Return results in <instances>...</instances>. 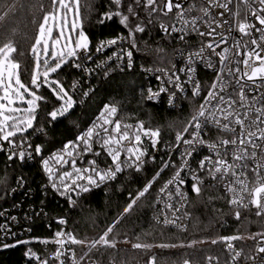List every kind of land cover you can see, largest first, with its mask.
<instances>
[{"label": "snow or ice", "instance_id": "6c2138e0", "mask_svg": "<svg viewBox=\"0 0 264 264\" xmlns=\"http://www.w3.org/2000/svg\"><path fill=\"white\" fill-rule=\"evenodd\" d=\"M246 6V10L242 13L239 3L236 4V10L233 11L230 5L234 0H205L204 5L199 8L201 15L188 16L187 12L192 11L191 8L184 9L182 4L174 2V0H147V7L151 12H161L167 16L173 13V10H178L175 13L177 23L180 27L171 26V32H181L187 35L189 32H195L200 37H208L209 39L202 43L199 51L195 54L200 60L206 62L208 68L216 67L212 62V56H216L219 64V69L216 72V77L211 83L207 95L203 97L199 107L195 110L188 123L184 126L182 132L176 134V146L179 147L182 143L185 146V152L182 154V159L185 163L175 172L173 178L169 180L161 189L165 192L169 185H177V195L183 198L180 192L179 185H183L186 181L181 178V172L188 167L186 157H191L199 146L205 145L212 152V155L205 156L199 161L198 171L207 172L212 179L224 182L225 191L231 194L228 203L236 208L235 216L240 218V209L255 208V215L264 216V93L259 92L260 87H264V0H258L259 10L253 9L254 0H240ZM116 5L121 3V0H114ZM6 10L0 14V35L6 37L5 42L0 43V151H5L4 144L8 145V159H19L24 161L26 156L42 154V147L28 143L26 139H17L22 137L24 133L32 130L44 131L43 127L37 129L36 122L38 120V112L42 102H47V98L39 94L41 88H48L57 99L59 106L47 113L51 121L57 120L58 117H64L75 106V100L70 94L69 89L64 87V84L56 79L53 74L58 73L69 60L74 61L73 67L82 68V62L85 59L91 60L89 52V40L82 30L81 18V0H49V6L46 8L44 4L39 5V10L42 16L39 20L33 17L32 22L36 25L34 40L30 45L28 56L31 58V75L30 83L25 84L21 76L28 72L29 68L21 63L14 54L18 53L17 43L14 39L16 29H9L11 14L16 10V5H5ZM23 7V5H21ZM213 8H222L230 13L233 17L229 21L225 17V12H219L217 19L212 12ZM131 11V9H129ZM113 15L121 16L119 11L115 13L105 14L107 19H111ZM249 16L253 17L256 23L249 21ZM128 16L124 15L121 18V24H127ZM151 22V21H150ZM103 23V19H101ZM201 24L206 28V31H201ZM233 24L235 27H233ZM228 25L227 34L217 32L218 28H224ZM161 28L165 32H169V27L161 24ZM144 27L137 25L133 32H144ZM232 31H238L243 37H249L248 40L237 38L233 40L230 47L227 45L229 35ZM253 31L261 33L256 38L253 37ZM56 33V35H54ZM219 37L217 40L216 38ZM184 39L182 35L180 37ZM108 45L117 43L115 39L109 40ZM135 47V41H132ZM103 45L97 48V51L102 50ZM221 48L220 52L216 50ZM157 51L163 52V49ZM207 51V56L205 52ZM81 53H84L82 56ZM18 55L23 56V52ZM128 67L131 68L132 51H127ZM111 59V57L109 58ZM193 59L192 56L189 57ZM78 61V62H77ZM158 71L167 74L166 69H158ZM188 73V81L192 82L193 97L200 96L201 85L199 81H194L192 73L195 68L191 65L187 69H181ZM160 79V77H157ZM260 81L258 85L256 82ZM247 82H251L254 91L251 95L246 91ZM166 83L174 86L175 89L183 92L184 88L181 84L180 77L172 73L169 75ZM75 87V85L73 86ZM231 88V92L229 89ZM168 89L160 87L158 91L148 89V99L153 100L161 93L167 92ZM85 96L88 93H84ZM176 93L171 94L170 103L175 98ZM118 112L117 107L113 105H104L103 110L99 113L98 123L93 128H89L85 135L80 136L77 140L83 144V154L92 151L94 142L100 143L102 149L106 150L107 155L111 158L112 166L107 169H100L95 160L88 162L89 167H76V160H71L73 171H64L59 174L58 180L53 179V170L49 167V160H43L44 170L49 173L51 187L60 192V195H68L73 192L79 195L81 192H88V186L79 184L78 181H86V184L91 186H99L100 183L109 180H115L117 175L127 168H134L140 171L145 161L142 159L147 155V150L142 145L141 132L143 136L151 139L152 147L155 148L160 135L159 130L144 129L143 123L139 122L133 126L130 124H122L119 119H113ZM214 126L218 131L230 133L231 138H221L216 142H206L203 139L202 133L209 126ZM192 129V131H189ZM187 134L190 138H185ZM80 144L64 145V152L68 157L74 155V151L78 150ZM73 148V151H69ZM26 150H31L26 151ZM96 156L100 152L95 153ZM122 156L124 159L122 160ZM152 159H155L154 157ZM55 160L58 164L68 163L62 155H56ZM165 163L164 167H168ZM163 171V168L161 169ZM192 171V179L195 181L192 185V190L199 194L201 191L200 185L202 180L196 171ZM75 173V175H74ZM251 174V175H249ZM159 176V173H157ZM70 178L71 184L66 183L65 179ZM155 179V178H154ZM152 182L144 188L138 196L124 209L125 213L129 212L133 205L141 196L148 192ZM62 186V190H61ZM171 195V193H169ZM71 200V197L69 196ZM74 204L75 201L71 200ZM172 211L171 204L166 206ZM60 224H65L66 221L61 219ZM163 223H175L164 219ZM113 226H109L103 234L97 239L91 241L77 239L71 233L57 231L55 239L51 242L58 245L52 259L59 260L60 264L64 261L60 258L65 254L61 249L68 242L71 244L82 245L87 248L84 253L88 255L92 249L99 250L100 247L115 248L116 241L109 239V234L113 231ZM66 237V239H65ZM257 237L259 239L257 240ZM257 240L255 247L256 255L246 257L253 264H264V232L248 237ZM245 239L244 236L232 235L222 237L221 241L226 244L227 251L231 254L230 259L232 264H237L239 258L243 255V250H236L234 241ZM43 243H49V240H43ZM127 243V241H125ZM213 244L217 240L211 241ZM17 243H28V241H17ZM196 242L188 246H193ZM10 245L5 244L4 247ZM15 246V245H11ZM160 247H169L170 245L162 244ZM175 247V245H171ZM133 248L147 249L152 245L134 243ZM67 251V249L65 250ZM29 255L34 257L38 264H49L48 260L41 259L35 253L29 250ZM73 264H76L75 252L71 253ZM81 260L83 257L80 258ZM218 258L208 257L209 264ZM150 264H156L155 257L150 261ZM184 264H189L187 260Z\"/></svg>", "mask_w": 264, "mask_h": 264}, {"label": "trees", "instance_id": "16d2710c", "mask_svg": "<svg viewBox=\"0 0 264 264\" xmlns=\"http://www.w3.org/2000/svg\"><path fill=\"white\" fill-rule=\"evenodd\" d=\"M41 3L46 8L49 6V0H0V14L6 10V4L16 5V10L11 14L9 29H16L14 39L18 53H24L23 56L18 53L14 55L29 68L21 76L27 84L30 83L32 63L28 51L36 32V25L32 20L34 16L37 20L41 18ZM80 11L83 31L89 39V45H95L102 38L127 34L131 44L135 41V47L133 44L132 47L142 64L153 68H169L172 65L177 45L158 28V24L164 21V16L159 11L145 13L143 0H121L119 5L114 0H81ZM116 11L121 16L106 18L105 14ZM124 15L128 16V21L136 20L132 29L140 25L144 27V32H133L127 25L121 24ZM5 39L4 35H0V43L5 42ZM158 49H163V52L157 51ZM53 76L69 89L76 102L74 108L64 117L51 121L47 113L57 108L60 102L50 89L41 88L40 93L47 98V102L40 105L36 125L37 129L42 126L44 131L29 130L22 137H17L33 139L35 145L43 148L44 156L62 150L65 144L75 142L79 132L97 119L106 104L119 106L122 120L137 124L142 122L144 127L160 129L164 141L171 140L176 132L181 131L195 110L190 102L175 110L148 102L145 96L146 77L141 70L114 71L108 76L92 75L88 79L72 67L70 60ZM76 84L80 88L73 93L72 88ZM87 90L89 93L85 96ZM105 161V164L110 162L107 159ZM157 169L158 165L154 162L140 171L123 172L112 182L84 193L79 205L71 209L49 189L44 190V178L38 161L22 163L19 159L9 160L6 153L0 151V224L2 209L18 199V196L11 194V189L20 176L27 187H32L37 192L34 205L44 209V213L33 221L34 229L27 238L51 236V230L44 224L58 215L70 217V227L80 240L97 239L109 226L114 225L109 239L116 241V247H100L99 250L90 251L98 264H150L153 257L156 264H183L185 260L200 263L208 257L223 254V244H213L212 240L240 235L246 239L238 240L239 245L251 243L252 240L247 239V236L263 227L261 219L250 211L240 210V218L237 219L236 209L229 205L227 197L219 189L210 186H201L199 194L192 190L189 207L191 220L186 231L166 228L155 222L153 214L157 187L140 197L133 208L116 222L129 202L154 177ZM193 241L196 243L188 246ZM134 243L152 247L136 249L132 247ZM162 244L170 246L160 247ZM27 245L18 243L4 247L0 238V264H29L24 256Z\"/></svg>", "mask_w": 264, "mask_h": 264}, {"label": "built area", "instance_id": "2783aa9c", "mask_svg": "<svg viewBox=\"0 0 264 264\" xmlns=\"http://www.w3.org/2000/svg\"><path fill=\"white\" fill-rule=\"evenodd\" d=\"M174 2L181 3L184 9H189V8L192 9V11L187 12L186 15L199 16L201 15V13L199 12V8L202 5H204L205 0H174ZM221 2H223V0H221ZM237 3H239L240 10L243 13L246 10V6L244 3L240 2V0H234V3L230 5V7L232 8L233 11H235ZM259 7L260 6L258 0H254L253 9L258 11ZM177 11L178 10L174 9L173 13H169L167 16L163 15L160 12L164 16V21H161L158 24V28L161 31V33L169 37L177 45L174 61L169 68H153V67H147L144 64H142L141 60L137 58L131 44V39L127 34H120L113 37L102 38L99 41H97L95 45L93 46L89 45L88 55L91 56V60L88 59L83 60L82 68L78 69L73 66L72 67L78 72H81L82 75L88 79L92 75L105 74V76H108L114 71L126 72L133 70H141L143 71L146 77L145 96L148 102L155 105L164 106L170 110L181 108L186 102H190L191 104H193L196 110L199 107L200 103L202 102L203 97L207 95V91L216 77V72L219 69V64L217 57L212 56V62L216 67L208 68L206 66L205 61L200 60L198 57H195V54L199 51L202 43H205L209 39L208 37H200L195 32H189L187 35H184V33L181 32L170 31L172 25H175L176 27L181 26L180 24L177 23L176 20L175 13ZM222 11L225 12L224 18L228 19L229 21L233 20L232 15L226 12L224 9L222 8L212 9L213 15L217 19H220L218 13ZM249 21L251 23H256L255 19L251 16H249ZM161 24L168 26L169 32H165L161 28ZM233 27H235L234 24ZM227 28L228 25H225L224 28H218L217 32H223L227 34ZM200 30L206 31V28L203 26V24H201ZM182 35L184 36V39L180 38ZM252 35L253 37L258 38L261 35V33L253 31ZM237 38L244 40L249 39V37L241 36V34H239L238 31H232L231 34L229 35L228 44L227 45L222 44L221 48L230 47L232 45L233 40ZM112 39H115L117 43L109 46L107 42ZM216 39L218 40L219 37H217ZM102 45H103L102 50L97 51V48H100ZM221 48H218L216 51L220 52ZM127 51H132L133 53L131 58V64H132L131 68L128 67L129 61L126 55ZM81 55L83 56L84 53H81ZM190 56L193 57L192 60L189 59ZM205 56H207V51L205 52ZM110 57L111 59H109ZM73 63L74 61H72V65ZM190 65L193 68H195V72L192 73L193 80L199 81L201 85L200 96L193 97L192 95L193 84L192 82L188 81V73L186 71H181V69H187ZM158 69H166L167 74L158 71ZM172 73H175V75H178L180 77L181 84L184 88L183 92L175 89L173 85L166 83L169 75ZM157 77H160V79H157ZM256 83L259 85L261 82L258 80ZM160 87H165L168 89V91L161 93L159 97L153 100H149L147 98L148 89L151 88L155 92L158 91ZM79 88H80L79 85L76 84L75 87L72 88V92L76 93ZM254 90L255 89L253 87V84L251 82H247L246 91L248 92V94L251 95ZM173 92H175L176 95L172 103H170L169 101L171 98V94ZM229 92H231V88L229 89ZM259 92L264 93V87H260ZM86 93H89V91L87 90ZM113 106L117 107L118 109V112L113 119H119L122 122V124H130L133 126L137 125L136 122L122 120L121 110L119 106L116 105ZM98 122L99 121L97 117V119L92 124L83 128L77 135L75 142L70 144V145H75L78 143L80 144L79 149L74 151V155L72 157H68L65 154L64 148L58 152L44 156L43 148H42L41 155L37 156L34 155L33 153L30 156H26V159L24 161L19 160L22 163L28 161H35V162L38 161L40 172L44 178V185H43L44 190L49 189L51 193L56 194L60 199L64 200L71 207V209L76 208L79 205L80 199L85 192H81L79 195L73 192L68 193V195H63V196L60 195V192L56 191L51 187V181L49 180V173H47L44 170L43 160L44 159L49 160V167L52 168L53 170L52 173L53 179L56 180L58 184H59L58 176L60 173L64 171H73L71 165L72 159L76 160V167L79 168L89 167L90 165L88 164V162L91 160H95L97 166L102 170L111 167L112 166L111 158L107 155L106 150L102 149L100 143L94 142L92 145V151L88 152L85 155L83 154V144L77 140L78 137L85 135L87 130L89 128H93L94 125ZM144 129L157 130L148 127H144ZM183 129L178 132H182ZM158 130L160 132V135L158 138V143L155 148L152 147L151 139L143 136V132H141V137H142L141 146L147 150V155L142 158L145 161V163H143L141 168L145 167L147 164H152L154 162H156L158 165L157 172L155 173L154 177L150 180V182H152L151 187L149 188L148 192H146L143 196L148 194L153 187H157L155 204H154V214H153V218L155 222L166 228L179 230V231H186L190 225V220H191V213L189 207H190V201L192 195V185L195 182L192 179L193 173L192 171H189V169L196 171V174L199 175L200 179L202 180V184L200 185V187L210 186L217 188L227 197L228 201L231 198V194L225 191L224 182L212 179L207 172L198 171L199 161L205 156L212 155V152L207 148L206 144L199 146L196 152L191 157H186L188 167L185 168L183 172H181V178H183L186 182L183 185H179V189L180 192L183 194V198L180 195H177V185L175 183L169 185L165 192H161V189L165 186V184L173 178L175 172L178 171L181 168V166L184 165L185 161L184 159H182V154L185 152V146L182 143L180 144L179 147L176 146L177 132L174 134L171 140L164 141L162 138L161 130L160 129ZM189 131H192V129H189ZM202 135H203V139L206 142H216L221 138H231L230 133L220 132L212 125H209L204 130ZM185 138L187 139L190 137L187 134H185ZM26 140L28 143L32 144L33 147L35 146L33 139L28 138ZM4 148H5L4 152L6 153L8 158V152H7L8 145L4 144ZM26 151L30 152L31 150H26ZM69 151H73V148H69ZM96 152H100V155L96 156L95 155ZM56 155L64 156V159L68 161V163L58 164L55 160ZM153 157L155 159H152ZM106 159L110 161L109 164H105ZM123 159L124 157L122 156V160ZM165 163H168L169 166L164 167ZM162 168L163 171H161ZM133 170L135 169L125 167V170L122 171L121 173L127 171H133ZM157 173H159V176H157ZM112 181L113 180H109L107 182L100 183L99 186H95V185L89 186L86 184V181H78V183L88 186L90 190H93L100 188L104 184H108ZM65 182L71 184V179L66 178ZM144 188L140 192H142ZM61 190H62V186H61ZM169 193H171V195H169ZM11 194L14 197L18 196V199H16L13 202V204L5 207L1 211L2 222L0 224V238L2 240V243L4 245L7 244L11 246L18 244L17 241H28V243H24V244H28L27 248L25 249L24 256L29 264H38V261L34 257H31L29 255V250H31L32 253H35L41 259L48 260L49 264H60L59 260L52 259L53 254L56 252L59 246L52 243L51 241L55 239V233L57 231H63L66 234L71 233L76 237L74 231L70 227V219H69L70 217L68 215H58V216H53L52 219L50 220L48 219L47 221H45L44 225L47 229L51 230L52 232L51 236H47V237L31 236L27 238L26 236L32 234V231L34 229L33 221L35 220L36 217H39L44 213V209L40 206L34 205V200L36 198L37 192L34 188L27 187L26 182L20 176L17 178L13 188L11 189ZM69 196L71 197V200L75 201L74 204L69 199ZM168 204H171L173 209L178 208L179 211L174 212L170 210L169 208L166 207ZM231 207L235 208L234 206ZM240 210L250 211L254 215L256 211L255 208H249V209L242 208ZM256 217L261 219V221L263 222V227L261 229H258L255 233L249 234L247 236V239H250L248 237L254 236L257 233L264 232V216H260V217L256 216ZM165 218H167L169 221L174 220L175 223L165 224L163 223ZM61 219L65 220L66 223L60 224L59 221ZM258 239L259 237H257V240ZM43 240H49V243L45 244L42 242ZM251 240H252L251 243L245 242V244L243 245H239L238 240L233 242L236 250H241V249L243 250V255L239 258L237 264H253L251 260L246 258L250 255H256L255 247L257 245V240H253V239ZM218 242H220L224 246L223 254L212 257L218 258L219 264H232V261L230 259L231 254L227 251L226 244L221 241V238L218 240ZM66 249L67 251H65ZM61 251H64L65 253L60 258L61 260L64 261V264H73V257L71 255L72 251L75 252L76 264H98L97 260L90 255V252H88L87 256L84 255V253L87 251V248L84 246L78 244H71L70 242H68L64 245ZM260 255L264 256V254H260ZM81 257H83L82 260L80 259ZM188 262L189 264H209L208 259L200 263H193L191 261ZM212 264H217V261L214 259L212 261Z\"/></svg>", "mask_w": 264, "mask_h": 264}, {"label": "rangeland", "instance_id": "374dc122", "mask_svg": "<svg viewBox=\"0 0 264 264\" xmlns=\"http://www.w3.org/2000/svg\"><path fill=\"white\" fill-rule=\"evenodd\" d=\"M143 5H144V12L149 14L151 11H150V9L147 7V0H143ZM130 9H131V8H130ZM156 13H157V12H156ZM135 22H136V20H134V21L129 20V21L127 22L126 25H127L130 29H132V26H135V24H136ZM82 30H83V27H82ZM84 33H85V32H84ZM54 35H56V33H54ZM85 35H86V33H85ZM86 36H87V35H86ZM88 40H89V39H88ZM89 44H90V42H89ZM69 61H70V60H69ZM21 79H22V78H21ZM22 81H23V80H22ZM23 82H24V81H23ZM24 83L27 84L26 82H24ZM40 90H41V89H40ZM39 94H41L40 91H39ZM136 197H137V196H136ZM136 197H134L133 199H135ZM133 199H132V200H133ZM132 200H131L129 203H131ZM138 200H139V199H138ZM138 200H136V203H137ZM136 203H135V204H136ZM135 204H134V205H135ZM134 205H133V206H134ZM127 206H128V205H127ZM123 214H125V211H123L122 214L117 218L116 222H117V221L123 216Z\"/></svg>", "mask_w": 264, "mask_h": 264}]
</instances>
